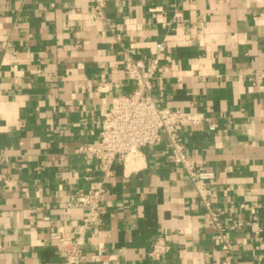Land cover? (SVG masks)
<instances>
[{
  "label": "crops",
  "instance_id": "obj_1",
  "mask_svg": "<svg viewBox=\"0 0 264 264\" xmlns=\"http://www.w3.org/2000/svg\"><path fill=\"white\" fill-rule=\"evenodd\" d=\"M94 3L0 2V264L63 262L59 242L73 243L87 215L75 197L100 178L98 160L76 150L97 142L111 100L131 94L126 55L157 61L160 107L216 125L183 130L187 156L213 173L222 222L238 223L228 264H264V79H251L264 73V0H104L102 20ZM110 182L77 264H224L165 142L115 164ZM255 204L258 240L242 224L241 205ZM159 237L171 249L152 262Z\"/></svg>",
  "mask_w": 264,
  "mask_h": 264
},
{
  "label": "built area",
  "instance_id": "obj_2",
  "mask_svg": "<svg viewBox=\"0 0 264 264\" xmlns=\"http://www.w3.org/2000/svg\"><path fill=\"white\" fill-rule=\"evenodd\" d=\"M103 2L104 0H95L93 6L96 18L101 20L104 19ZM156 48L159 53H163L165 44L159 43ZM157 68L156 60L148 62L144 56L134 58L126 55L122 69L134 84L131 94L111 100L103 113L97 142L87 143L76 150L84 157L98 160L100 178L87 191L79 192L75 197L74 204L84 208L87 215L76 231L77 238L73 243L62 240L59 242L64 252L61 264H77L85 258L79 247L78 236L99 220L103 212L102 196L108 193V185L114 176V165L125 166L139 157L141 148L159 145L162 142L166 144L170 162L181 168L188 180L193 183L197 202L204 209V221L213 229L214 238L225 254L224 264L234 259V248L229 232L235 230L238 223L222 222L221 214L214 204L217 194L210 185L213 173L200 170L197 162L187 156L182 136L185 128L205 127L207 131L212 132L216 125L201 113L175 112L160 107L153 97L152 79ZM251 79L262 80L264 73H255ZM241 207L248 209L250 215L242 224L253 234L254 239L258 240L262 232L257 216L259 206L255 204ZM170 249V244L159 237L151 243L146 255L152 262H158Z\"/></svg>",
  "mask_w": 264,
  "mask_h": 264
},
{
  "label": "bare ground",
  "instance_id": "obj_3",
  "mask_svg": "<svg viewBox=\"0 0 264 264\" xmlns=\"http://www.w3.org/2000/svg\"><path fill=\"white\" fill-rule=\"evenodd\" d=\"M129 166V165H128ZM130 167H131V165H130Z\"/></svg>",
  "mask_w": 264,
  "mask_h": 264
}]
</instances>
